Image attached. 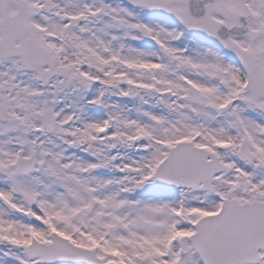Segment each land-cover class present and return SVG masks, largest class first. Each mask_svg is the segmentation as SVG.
Returning a JSON list of instances; mask_svg holds the SVG:
<instances>
[{
    "label": "snow or ice",
    "instance_id": "6c2138e0",
    "mask_svg": "<svg viewBox=\"0 0 264 264\" xmlns=\"http://www.w3.org/2000/svg\"><path fill=\"white\" fill-rule=\"evenodd\" d=\"M0 264H264V0H0Z\"/></svg>",
    "mask_w": 264,
    "mask_h": 264
}]
</instances>
